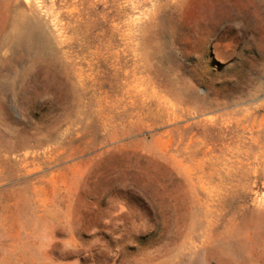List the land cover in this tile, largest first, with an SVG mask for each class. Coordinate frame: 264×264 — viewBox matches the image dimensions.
<instances>
[{
    "label": "rangeland",
    "instance_id": "rangeland-1",
    "mask_svg": "<svg viewBox=\"0 0 264 264\" xmlns=\"http://www.w3.org/2000/svg\"><path fill=\"white\" fill-rule=\"evenodd\" d=\"M0 264H264V0H0Z\"/></svg>",
    "mask_w": 264,
    "mask_h": 264
},
{
    "label": "bare ground",
    "instance_id": "bare-ground-1",
    "mask_svg": "<svg viewBox=\"0 0 264 264\" xmlns=\"http://www.w3.org/2000/svg\"><path fill=\"white\" fill-rule=\"evenodd\" d=\"M30 29V28H29Z\"/></svg>",
    "mask_w": 264,
    "mask_h": 264
}]
</instances>
